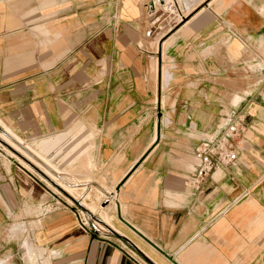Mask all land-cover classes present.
Returning a JSON list of instances; mask_svg holds the SVG:
<instances>
[{
    "label": "crops",
    "instance_id": "obj_1",
    "mask_svg": "<svg viewBox=\"0 0 264 264\" xmlns=\"http://www.w3.org/2000/svg\"><path fill=\"white\" fill-rule=\"evenodd\" d=\"M163 1L0 0V123L117 219L92 233L0 148V264H264V0ZM233 108L238 161L196 191L194 151Z\"/></svg>",
    "mask_w": 264,
    "mask_h": 264
},
{
    "label": "rangeland",
    "instance_id": "obj_2",
    "mask_svg": "<svg viewBox=\"0 0 264 264\" xmlns=\"http://www.w3.org/2000/svg\"><path fill=\"white\" fill-rule=\"evenodd\" d=\"M166 10L167 9L162 10L163 19H162L161 23L162 22H168V24H170L171 22H173L172 21L173 17L177 21L178 19H182V16L184 15V12H183V15L181 17H178L175 13V16H173L171 19V15L168 16L170 14V13H168L170 10H167L168 12H166ZM171 13L173 14V11H171ZM171 28H172L171 25H169L167 30L164 31V36L162 37V41H164L167 38V36L169 35V30ZM161 35H162V33H161ZM165 61H166V59H165ZM246 70L247 71L253 70L251 63H248L247 66L245 68H242L239 72H242V74H241L242 76L247 77V74L245 73ZM155 82H156V80H155ZM255 82H256L255 80H250L247 77V81L245 83H246L247 88H248L250 86V84L252 85ZM0 124L2 125V123H0ZM2 126L4 128V132L2 130H0V148L9 157H11L17 163L22 165L24 168H26L36 178V181L38 182L39 186L43 189V193L45 194V196L49 199H52L53 204H55V206H58V207L66 206L68 208H71L75 213H80V218L82 219V221L84 223H86V226L88 227V229H90V231L92 233H94L96 235L114 238V236L112 234H110V231L108 229L109 228L113 229L115 227V222H117V219L115 217H113L114 210H115V199L116 198H109L106 195L104 196L103 194H101L99 191H97L94 188H90L88 190L87 187L77 186L75 184V183H77L76 181H73V182L71 181V180H75V179H73L74 176H73L72 172H68L66 170L58 172L47 161H45L43 158H41L39 155H37L29 147V146H33V144L35 142L31 143V142H27L25 140H19L14 136V134L10 130H7L4 127V125H2ZM48 160H50L55 167L60 169V167H59L60 158H59L58 154L57 155L54 154V155L48 157ZM263 179H264V177H263ZM101 180L102 179H100V181ZM79 182H82V180H79ZM101 184H102V182H101ZM59 185L66 191H70V189H72V188L80 189L78 191V193H76L77 196L76 197L74 196L75 198H77V200H74L72 197H70L66 192L63 191V189ZM85 197H86V200H87L86 202H87L89 208H91L93 206V208H91L92 210L91 209L90 210H91V212L94 211L93 212L94 215L89 213L82 205H80L81 198H85ZM68 200H70V201H68ZM104 207L109 208V214L112 216V220L110 221L111 224L109 223L108 225L102 219V215H103L102 210L104 209ZM49 208H51V207H49ZM99 218L107 226H109V227H107V230H105V228H103V226L99 224V223H101ZM135 255L137 257H139L137 254H135ZM162 262L163 261H161L160 263H162Z\"/></svg>",
    "mask_w": 264,
    "mask_h": 264
},
{
    "label": "built area",
    "instance_id": "obj_3",
    "mask_svg": "<svg viewBox=\"0 0 264 264\" xmlns=\"http://www.w3.org/2000/svg\"><path fill=\"white\" fill-rule=\"evenodd\" d=\"M160 0H149L147 8L150 14H154L157 4H162ZM172 6V4H170ZM178 17L183 15V10L173 5ZM158 20L152 23L154 30L160 34L164 32L170 24L159 25ZM152 30L145 33L150 36ZM243 118L237 109L233 108L223 113L216 129L207 134L198 144L194 151L196 167L189 177L188 184L194 189L199 190L201 184L209 179L219 168H228L236 165L238 161V141L243 133ZM79 223L88 229L86 223L80 218V213H75ZM90 231V229H88Z\"/></svg>",
    "mask_w": 264,
    "mask_h": 264
},
{
    "label": "bare ground",
    "instance_id": "obj_4",
    "mask_svg": "<svg viewBox=\"0 0 264 264\" xmlns=\"http://www.w3.org/2000/svg\"><path fill=\"white\" fill-rule=\"evenodd\" d=\"M158 5V4H157ZM12 136V135H11ZM14 138V137H13ZM11 152V151H10ZM30 152V151H29ZM12 153V152H11ZM13 154V153H12ZM16 156V155H15ZM20 159V158H19ZM21 160V159H20ZM25 163V162H24ZM60 186V185H59ZM61 187V186H60ZM62 188V187H61ZM63 189V188H62ZM63 191L64 192H66L70 197H72L74 200H77V198H75L76 196H77V194L76 193H78V191H79V189H77V188H72V189H70V191H66V190H64L63 189ZM82 192V191H81ZM75 196V197H74ZM87 200L85 199L84 201L82 200V201H80V205H82L89 213H91V214H93V212H91V208H93V206L91 207V208H89V206H88V204H87V202H86ZM89 210H88V209ZM91 209V210H90ZM102 212H103V215H102V219H103V221L108 225L109 223L111 224V220H112V216L109 214V208H105L104 207V209L102 210ZM101 212V213H102ZM94 215V214H93ZM100 215V214H99ZM100 219V218H99ZM100 221H101V223H99L100 225H102L103 226V228H105V230H107V227H109V226H107L101 219H100Z\"/></svg>",
    "mask_w": 264,
    "mask_h": 264
},
{
    "label": "water",
    "instance_id": "obj_5",
    "mask_svg": "<svg viewBox=\"0 0 264 264\" xmlns=\"http://www.w3.org/2000/svg\"><path fill=\"white\" fill-rule=\"evenodd\" d=\"M161 2H163V0H160ZM108 230H110V229H108Z\"/></svg>",
    "mask_w": 264,
    "mask_h": 264
}]
</instances>
